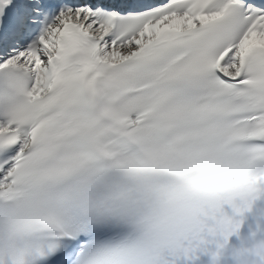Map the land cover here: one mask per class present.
<instances>
[{"label":"snow or ice","instance_id":"obj_1","mask_svg":"<svg viewBox=\"0 0 264 264\" xmlns=\"http://www.w3.org/2000/svg\"><path fill=\"white\" fill-rule=\"evenodd\" d=\"M262 163L264 0H0V264H212Z\"/></svg>","mask_w":264,"mask_h":264},{"label":"clouds","instance_id":"obj_2","mask_svg":"<svg viewBox=\"0 0 264 264\" xmlns=\"http://www.w3.org/2000/svg\"><path fill=\"white\" fill-rule=\"evenodd\" d=\"M261 193H257L260 195ZM255 199H249L248 204L252 206ZM241 207L242 214L245 209ZM244 221L237 219L236 216L225 213L221 216H215L212 222L205 221V227L214 234L225 237L221 241V249L230 242L234 234L239 233ZM224 257L223 251L213 254L212 264H221ZM232 264H264V230L261 233H253L248 238L241 241L232 254Z\"/></svg>","mask_w":264,"mask_h":264}]
</instances>
